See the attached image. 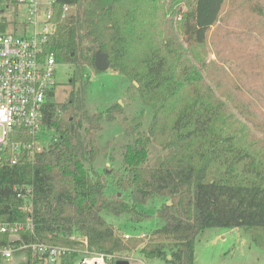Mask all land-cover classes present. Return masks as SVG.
<instances>
[{"label":"trees","instance_id":"trees-1","mask_svg":"<svg viewBox=\"0 0 264 264\" xmlns=\"http://www.w3.org/2000/svg\"><path fill=\"white\" fill-rule=\"evenodd\" d=\"M224 1L56 0L57 14L64 3L76 5L60 19L50 44L58 61L97 70L96 52L106 53L109 67L136 83L152 118L147 131L130 133L121 146L123 171L112 174L118 190L108 195L105 176L112 172L85 164L98 154L90 134L103 117L84 111L85 84L73 86L65 102H49L45 122L58 138L32 164L0 166V221L30 216L33 232L21 231L20 240L2 233L0 248L21 242L72 245L69 237L76 234L90 249L127 251L141 240L124 241L103 213L140 222L149 216L138 205L153 195L167 199L156 211L160 224L139 250L146 258L195 264V240L208 227L243 228L264 248V151L252 152L224 129L231 119L226 105L188 58L191 53L199 60L195 49L205 44ZM178 15L183 41L174 26ZM150 141L167 152L146 167ZM20 184L33 186L30 208L15 194ZM123 191L126 196L119 195ZM26 252L17 264H39Z\"/></svg>","mask_w":264,"mask_h":264},{"label":"rangeland","instance_id":"rangeland-1","mask_svg":"<svg viewBox=\"0 0 264 264\" xmlns=\"http://www.w3.org/2000/svg\"><path fill=\"white\" fill-rule=\"evenodd\" d=\"M187 4L183 3V9ZM75 9L76 5H73L68 14ZM180 18V15L174 18V26L183 41L178 29ZM23 19L22 16L21 21ZM195 54L199 60L191 53L189 60L231 115L224 129L234 133L252 152L264 151V0H225L218 20L207 33L205 44L197 47ZM55 77L57 87L52 101L65 102L73 86L85 84L84 111L88 115L103 114L100 128L92 129L90 134L96 141L98 154L94 159L88 158L85 164L96 172L111 171L105 176V191L108 195L115 193L118 188L112 174L123 171L121 146L132 139L130 133L147 131L152 118L151 107L142 103L134 82L111 67L98 71L87 63L71 65L60 60ZM71 79L75 81L72 86L69 84ZM84 135L85 139L90 136ZM166 152L162 146L150 141L147 159L142 165L152 166L156 158ZM119 195L126 196L124 191ZM166 199L153 195L138 205V210L149 216L140 222L129 221L126 214L103 213L117 235H147L131 238L141 241L123 253L127 252L144 264H166L160 258H146L139 252L151 231L160 224L156 211ZM26 256V251L15 252L11 260L2 264H17ZM138 259L133 264L141 263ZM194 261L195 264H264V248L257 246L243 228L208 227L195 240Z\"/></svg>","mask_w":264,"mask_h":264},{"label":"built area","instance_id":"built-area-1","mask_svg":"<svg viewBox=\"0 0 264 264\" xmlns=\"http://www.w3.org/2000/svg\"><path fill=\"white\" fill-rule=\"evenodd\" d=\"M72 7L64 3L57 14L56 0H0V166L32 164L58 138L45 122L51 92L57 87L59 63L50 44L60 19ZM14 191L17 197L29 201L30 208L33 186L15 185ZM21 231L33 232L30 216L25 221H0V234L7 233L11 240H20ZM146 236L123 233L121 238L126 241ZM69 239L74 241L72 245L21 242L1 247L0 253L9 261L15 252L30 249L39 264H63L65 260L70 264H133L138 259L123 251L90 249L85 238L76 234Z\"/></svg>","mask_w":264,"mask_h":264},{"label":"water","instance_id":"water-1","mask_svg":"<svg viewBox=\"0 0 264 264\" xmlns=\"http://www.w3.org/2000/svg\"><path fill=\"white\" fill-rule=\"evenodd\" d=\"M94 67L98 71L106 70L109 67V62L107 60V54L101 51H97L94 58ZM136 85V83L134 82ZM170 203V201H168ZM118 264H127L126 261H119Z\"/></svg>","mask_w":264,"mask_h":264},{"label":"crops","instance_id":"crops-1","mask_svg":"<svg viewBox=\"0 0 264 264\" xmlns=\"http://www.w3.org/2000/svg\"><path fill=\"white\" fill-rule=\"evenodd\" d=\"M3 262H8L7 260H4ZM1 264V263H0Z\"/></svg>","mask_w":264,"mask_h":264}]
</instances>
